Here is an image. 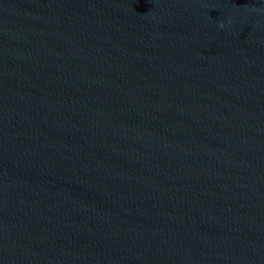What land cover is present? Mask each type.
Here are the masks:
<instances>
[{
	"label": "water",
	"instance_id": "95a60500",
	"mask_svg": "<svg viewBox=\"0 0 264 264\" xmlns=\"http://www.w3.org/2000/svg\"><path fill=\"white\" fill-rule=\"evenodd\" d=\"M0 264H264V0H0Z\"/></svg>",
	"mask_w": 264,
	"mask_h": 264
}]
</instances>
